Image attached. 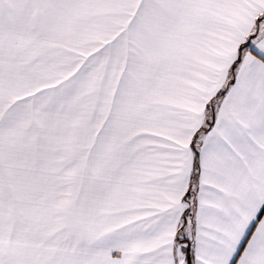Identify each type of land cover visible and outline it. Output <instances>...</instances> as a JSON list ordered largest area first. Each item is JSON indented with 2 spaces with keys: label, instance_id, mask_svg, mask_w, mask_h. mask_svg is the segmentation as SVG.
Instances as JSON below:
<instances>
[{
  "label": "snow or ice",
  "instance_id": "1",
  "mask_svg": "<svg viewBox=\"0 0 264 264\" xmlns=\"http://www.w3.org/2000/svg\"><path fill=\"white\" fill-rule=\"evenodd\" d=\"M0 264H264V0H0Z\"/></svg>",
  "mask_w": 264,
  "mask_h": 264
}]
</instances>
